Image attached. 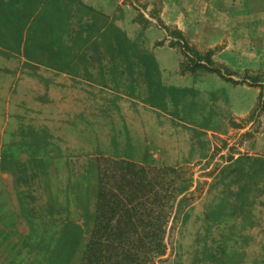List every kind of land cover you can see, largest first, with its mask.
<instances>
[{
  "label": "crops",
  "instance_id": "0c3cea01",
  "mask_svg": "<svg viewBox=\"0 0 264 264\" xmlns=\"http://www.w3.org/2000/svg\"><path fill=\"white\" fill-rule=\"evenodd\" d=\"M34 3L30 8L23 0L22 21L0 25V50H13L0 54L6 59L0 63L6 65L10 82L8 90L0 91L3 128L5 124H114L110 140L105 141L112 153L97 158L156 168L205 161L211 156L207 145L212 146L214 137L222 139L237 130L250 152L229 156L215 176L229 177V184L232 178L264 177V104L257 110L260 123L249 120L258 109L261 88L241 83L264 77V0ZM174 32L202 59L198 66L173 43ZM63 50L72 52L62 55ZM206 54L211 69L220 74L200 66L206 64ZM195 72L216 83L212 94L201 93L200 83L194 88L178 86ZM190 91L199 97L193 118L188 115L191 101L185 98ZM201 94L224 97V112L217 116V109H201ZM204 104L217 107L219 103ZM28 114L36 120L29 121ZM241 121L246 124L238 126ZM18 129V139L36 132L46 139L44 128ZM201 144L204 147L196 154ZM133 145L141 149L135 151ZM126 146L132 154L120 152ZM44 150L0 152V243L14 242L13 249L6 248L3 256L9 255L4 264H68L82 238L95 155H52ZM228 189L231 201L218 202L215 208L220 214L225 205L231 208L233 221L243 218L246 230L253 225V215L250 204L241 200L252 188L232 183ZM60 246L65 247L66 257L57 260L61 252L55 247Z\"/></svg>",
  "mask_w": 264,
  "mask_h": 264
},
{
  "label": "rangeland",
  "instance_id": "374dc122",
  "mask_svg": "<svg viewBox=\"0 0 264 264\" xmlns=\"http://www.w3.org/2000/svg\"><path fill=\"white\" fill-rule=\"evenodd\" d=\"M2 1L7 5L12 0ZM0 60L5 61L6 59L0 57ZM5 66L4 63H0V91L3 92L8 90V85L10 84L7 75H5L6 69L3 68ZM190 76L182 80L181 85L178 86L186 87L192 85V88H194L193 86L200 83L203 86L199 87L201 93H213L212 88L216 83L212 79H202L200 72L192 73ZM261 85L264 87V83ZM229 89H231V86L224 90ZM205 94H201L202 97L200 100H203L202 105L204 106L200 107L201 109L206 108L207 111L217 109V116L224 112V97H204ZM185 98L191 101V104L188 106V115L193 118L197 110L194 106L199 101L198 93L194 91L187 92ZM210 100H217L219 103L217 107L204 104L205 101ZM263 104L264 96L260 98L256 112L251 114L250 121L260 123L257 110H262ZM12 111L11 108V114L14 116ZM28 115L30 116L29 121L36 120L33 114ZM39 119L44 121L42 118ZM1 120H3L2 115H0ZM208 124H199V126L206 128ZM245 124L241 121V124L238 126H244ZM24 125L29 126L31 130L34 129V132L42 128L46 129L43 132V136L46 139H40L37 136V132L31 133V136L25 139H22V137L18 139L16 137L18 128ZM88 125L92 127L88 128ZM113 125L5 124L3 128L4 124H0V132H2L3 136L1 139L2 142H0V152L2 151L1 153L3 155L9 152H15L17 154H28L32 152L34 154L38 151V148L41 150L40 153L45 152L44 148H46L49 152H52V155L90 154L95 155L92 159L95 165L99 155L112 153L109 151V143L106 144L105 141L110 140L109 134L114 130L112 128ZM256 131H259V127H257ZM213 139L212 146L207 145L208 152H211V156L208 159L180 167L184 169L183 171L185 173L191 174L193 178V190L190 192L191 196L189 197L190 203L188 205V201L184 202L181 208L177 210L174 221L168 227L166 255L160 258L157 264H264V177H254L253 179L250 177L232 178V182L229 184V177L215 176L219 167L228 160L229 156L237 153H248L250 149L249 145L244 142L245 137L242 135L238 136L237 130L230 132L222 139L219 137L217 139L214 137ZM10 141L11 144H7ZM17 141H20V143L16 144ZM44 141L47 143L44 144ZM203 147V144L198 145L195 153H200ZM132 148L136 151L141 149V146L133 145ZM117 149L118 147L114 148L113 151L116 152ZM130 150L131 147L127 148L126 146L120 149V152L122 153L123 151V154H132ZM232 183H246L252 188V191L247 193V196L244 195V199L241 200V202H248L250 204L248 209L253 215V225H248L246 230L243 229L244 225H246L243 222V218L235 222L233 221L234 218L231 217V208L225 205L221 214L220 210L215 208L218 202L222 204L223 201H231L232 194L228 188H230ZM88 185H90L88 194L89 201L90 196L95 191L92 177H89ZM208 188H211L210 191H207ZM213 212L219 215L218 220L216 217L213 218ZM220 221L223 222L221 223ZM230 231L233 233L230 234ZM0 246L4 249L0 253V264H4L9 255L7 253L3 256L6 248L8 250L13 249L14 242L9 241L8 245L0 243ZM78 246L79 244L76 250ZM55 249L61 252L57 260L60 257H66L63 253L65 247L60 246L55 247ZM71 263L72 261L68 264Z\"/></svg>",
  "mask_w": 264,
  "mask_h": 264
},
{
  "label": "trees",
  "instance_id": "16d2710c",
  "mask_svg": "<svg viewBox=\"0 0 264 264\" xmlns=\"http://www.w3.org/2000/svg\"><path fill=\"white\" fill-rule=\"evenodd\" d=\"M24 1L27 7L35 5L34 0ZM22 3L12 0L5 5L0 0V25L22 21ZM112 33L117 38L116 32ZM173 38L181 54L198 66L202 59L191 53L178 33L174 32ZM5 52L13 50H0L2 55ZM61 52L68 55L72 51ZM203 59L206 64L200 65L202 68L221 73L211 69L209 54ZM241 83L259 86L260 98L264 96L263 76ZM94 169L91 177L95 191L88 201L85 228L71 264H157L166 255L168 227L177 210L184 202L190 203L192 175L180 167L156 168L108 157L97 158Z\"/></svg>",
  "mask_w": 264,
  "mask_h": 264
}]
</instances>
